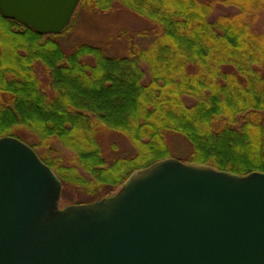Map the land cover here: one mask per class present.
<instances>
[{"label": "trees", "instance_id": "1", "mask_svg": "<svg viewBox=\"0 0 264 264\" xmlns=\"http://www.w3.org/2000/svg\"><path fill=\"white\" fill-rule=\"evenodd\" d=\"M116 6L145 22L122 54L66 51L60 34L0 14V137L31 146L68 203L111 196L173 157L171 136L190 145L189 162L264 172V0H80L77 11ZM104 130L131 152L107 154Z\"/></svg>", "mask_w": 264, "mask_h": 264}, {"label": "water", "instance_id": "2", "mask_svg": "<svg viewBox=\"0 0 264 264\" xmlns=\"http://www.w3.org/2000/svg\"><path fill=\"white\" fill-rule=\"evenodd\" d=\"M80 0H0V14L59 34ZM37 152L0 137V264H264V172L158 160L111 196L59 206Z\"/></svg>", "mask_w": 264, "mask_h": 264}, {"label": "rangeland", "instance_id": "3", "mask_svg": "<svg viewBox=\"0 0 264 264\" xmlns=\"http://www.w3.org/2000/svg\"><path fill=\"white\" fill-rule=\"evenodd\" d=\"M75 13L71 28L56 37L66 51L71 50L77 44L89 43L104 46L110 54H122L128 43L139 41L135 34L145 25V22L132 11L118 6L105 12H91L85 8L77 11L76 8ZM99 139L107 154H129L131 152L128 142L119 133L104 130ZM169 140L174 153L173 158L189 162L190 145L187 141L180 136H171ZM113 150H115L114 153ZM69 204L74 203L60 200L61 206Z\"/></svg>", "mask_w": 264, "mask_h": 264}]
</instances>
